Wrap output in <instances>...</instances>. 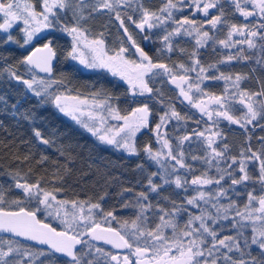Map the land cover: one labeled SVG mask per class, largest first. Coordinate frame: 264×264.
<instances>
[{
  "label": "trees",
  "instance_id": "trees-1",
  "mask_svg": "<svg viewBox=\"0 0 264 264\" xmlns=\"http://www.w3.org/2000/svg\"><path fill=\"white\" fill-rule=\"evenodd\" d=\"M28 1L33 5L35 11L42 10V0ZM95 3L96 0H84L86 5L83 9L84 18L80 19L78 23L71 10L55 9L59 16L55 27L49 28L33 43L24 47L20 46L23 43L21 25L10 30L14 39L19 40L20 44H4L3 40L8 34L0 32V57H6V60L0 59V97H4L7 101L6 105L0 104V190H2L6 201L3 206L17 210L18 206L13 205L11 201L22 200L24 203L21 206L34 210L38 206L36 200L26 199L22 190L15 187V183L17 179L21 183L30 184L39 181L41 188L56 195L58 201H67L69 204L71 201L84 202L85 204L100 203L105 211H113L116 219L112 220L110 225L104 223L99 214H94L93 219L100 222L103 227L110 226L123 233L125 230L121 229V224L128 221L130 227L138 213V208H125L122 205L124 203L134 205L137 194L148 191L147 180L151 173L158 172L162 175L159 165L150 160L143 149L146 145L151 146L153 151L160 148L154 131L155 124L160 122V116L169 111L168 106L174 105L175 110L187 119L179 122L173 119L167 123L163 133L166 138L170 139L173 147L177 144L178 137L191 136V141H185L182 148L185 152V163L192 166V171L180 169L177 174L182 179L187 178L190 181L195 176L206 173L205 178L215 180L221 174L216 169H226L232 158H235L237 163L232 164V167L227 168V171L239 179L242 174L238 170V164L242 161L251 179L239 185H231L230 178L225 173V179L219 185L215 183L199 186L189 184L185 190L177 188L174 184H169L158 192L149 193V200L153 205L159 204L166 209L171 207L169 201H175L178 206L183 205L187 211L181 212L178 217L181 226L190 215H199L202 211L218 216L215 224L211 220L208 221L209 226L217 232V240L231 236L240 241V250L233 248L232 252L227 253L232 260L239 261L241 258L246 261L252 258L257 261L264 260V254H262L264 250L258 249L255 245L249 248H245L243 245L244 239L251 237L253 227H259L261 221L242 220L240 216L236 215L238 211L244 213L251 210V208L246 209L245 207L248 203L247 194L249 192L257 197L261 195L259 163L256 160H250L249 157L252 153H256L264 158V119L258 117L252 124L241 127L219 118L218 126H216L212 124V121H208L207 117L203 116L198 109L191 107L179 96V91L174 88L166 75L154 79L149 76L147 79L149 87L153 89L152 94L145 95V97H133L129 88L119 79L103 71L83 69L68 55L72 50L73 41L72 37L62 30L64 25L78 26L84 32L85 37L92 41L103 40L105 50L109 55L119 51L121 47L126 48V57L135 62L139 58L135 55L137 45L144 49L153 63H165L169 67L179 63L189 66L188 53L197 51L194 37L187 35H181L173 40V52L168 53L163 50L164 29L167 28L170 31L176 26L171 21L161 27L150 30L145 28L141 31L128 19V16H131L133 20L139 22L141 16L139 4H142L150 12L159 14V10L164 6L166 0H139V4L133 0L131 6H121L118 11L124 22L123 25L116 19L115 12L104 8L93 11L91 7L87 6ZM190 4L191 0H183V3L178 6L179 10L174 11V18L181 20L187 17L196 20L198 24L204 23L207 18ZM240 4L248 11L254 10V4H246L244 0H240ZM221 7L224 13L222 19L226 23L218 25L216 29H211V26L205 23L203 29L209 30L210 35H215L217 41L227 38L228 26L231 24L237 26L247 24L246 35L248 31H258L264 34V29L259 27L264 23V16L257 13L255 16L245 18L236 10L231 0H220L217 8L209 10V17L218 15ZM124 28H127V32L124 31ZM146 35L151 38L145 40ZM235 35L241 39L234 38ZM129 36L131 40L128 39ZM248 38L253 40L255 48H249L247 44H233L230 48H224L219 43L213 45L210 41L207 47L198 49L197 54L205 68L209 64H215L218 69V71H207L206 75H219L220 72H223L225 76H231L233 79L240 75L242 77L241 91L249 94L264 92V47H262L264 41H261L259 37ZM231 39L237 41L243 40L245 37L234 34ZM49 41H51L57 56L54 74L48 77L40 75L34 70L38 80L43 78L45 81L63 82L62 84H53L49 88V92L101 100L111 97V104L121 116L129 115L133 109L142 107L145 103L148 104L151 115L148 127L138 135V155H129L123 150L100 142L82 126L63 115L51 102L50 97L35 96L31 90L27 89L26 85L9 76L7 69L11 67L17 74H22L25 79H31L33 74L27 72L26 66L18 61ZM132 41H135V45ZM180 48L185 52H180L178 50ZM228 56L239 58L229 61L226 59ZM191 75L195 76V73ZM202 87L209 96L230 95L235 91L232 82L225 80H206ZM225 89L228 91L225 92ZM261 100H264V96L252 97V101H255L254 105L257 107ZM247 101L246 99L245 102L247 103ZM13 104L17 105L15 109L11 107ZM230 108V114L237 119H241L246 113V107L239 102L238 97L231 99ZM214 119L216 118L214 117ZM217 127L222 133L223 139L214 137L213 147L220 150L224 144H227L228 148L224 159L213 161L212 166L205 163L203 159L193 161L190 158L192 155L203 158L210 152L203 142L204 138L197 139L195 132L210 129L205 133L207 136L215 132ZM37 130L41 132L44 139L49 140V144L45 145L40 142L34 135ZM172 163L174 162H168L170 170ZM139 165H143V169L138 167ZM154 182L160 184V176L155 177ZM221 188L227 190V194L217 198V193ZM125 189L131 191H125ZM197 189L205 192L206 196L208 195V202L200 200L199 207L187 205V199L198 196ZM102 195L104 196L103 200L100 199ZM212 204L223 206L220 208L219 214L216 213ZM229 205L232 206L227 212L228 219H224V208ZM257 206L254 201L251 207ZM39 207L42 210L37 215L41 221L51 224L60 231L65 229L59 221L46 215L43 205H39ZM150 216L149 227H154L158 219L151 213ZM170 231L167 230L166 234L170 235ZM84 239L102 249L100 253H96L95 247L93 248L89 258L94 259L95 264H106V262L107 264H116L115 261H111L108 253L118 257L128 254L135 264V256L131 255V250L123 253L108 245L94 242L88 236H85ZM211 243L212 238L206 236L204 247H210ZM9 246L21 247V253L27 251L29 255L13 253L6 257V260L22 261L23 264H69L68 259L57 256L49 250L10 237H1L0 250L7 251ZM217 247L220 250L214 255L219 257L218 264H225L223 254L227 250L219 245ZM82 248H86V246H81L80 249ZM41 252L44 254L40 255ZM120 264H123V259Z\"/></svg>",
  "mask_w": 264,
  "mask_h": 264
},
{
  "label": "snow or ice",
  "instance_id": "snow-or-ice-1",
  "mask_svg": "<svg viewBox=\"0 0 264 264\" xmlns=\"http://www.w3.org/2000/svg\"><path fill=\"white\" fill-rule=\"evenodd\" d=\"M136 2L139 4V0H136ZM244 2L246 4H254V10L248 11L242 8L240 0H231L236 10L245 18L257 15L255 9H258L259 14L264 16V0H244ZM132 3L133 0H96L94 5L87 6L91 7L93 11L104 8L115 12L116 19L123 25L124 22L121 19L118 9L121 6H131ZM181 3H183V0H175V2L174 0H166L164 6L159 10V14L150 12L142 4H139L141 8L139 22L137 23L131 16H128V19L141 31L145 28L150 30L161 27L169 21L175 24L176 26L170 31L165 28L164 35L162 36L164 43L163 50H166L168 53L174 51L173 40L176 37L181 35L193 36L197 51L188 53L189 66H186L184 63H179L173 65V67H169L165 63H153L144 49L138 45L135 47V51L139 53V63L126 59L124 53L127 49L123 47L114 54L109 55L104 48L103 40H93L90 43L84 44V47L91 53L90 56H86L80 47L85 37L84 32L78 26L64 25L62 30L70 35L73 41L72 50L68 55L72 59H78L81 64L89 68H108L113 75H119L128 82L133 96L152 94L153 89L149 87L148 80L146 79L149 73H152L151 78L153 79L166 75L168 80L179 90V96L183 97V100L187 101L191 107L198 109L203 116L207 117L208 121H212V124L216 126H218L219 118H223L232 124H238L241 127L252 124L258 117L264 119V100L258 103V107L254 106V102H245L246 99L252 101L253 96H264V92L249 94L241 91L240 81L242 77L240 75H237L234 79L231 76H225L223 72H220L219 75H206L207 71H218V69L215 64H209L205 68L201 64L197 54L198 49L207 47L210 41L213 45L219 43L224 48H230L233 44H247L249 48H255V43L248 37H259L261 41H264V34L258 31H248L246 35L245 30L248 29L247 24L243 26L231 24L228 26L227 38L217 41L215 35H210L209 30L203 29L205 23L210 25L211 29H216L218 25L226 23L222 19L224 15L222 7L218 15L209 17V10L217 8L220 0H191L190 6L196 11L201 12L207 18L204 23L200 24L196 20L188 19L187 17L181 20L174 18L173 13L179 10L178 6ZM85 6L84 0H42V10L37 12L34 10L33 5L21 2V0H0V19H2V22H0V31L8 34L4 38L3 43L20 44V41L15 40L10 31L14 26L19 24L21 25L20 31L22 32L23 40L20 46L24 47L30 44L41 31L55 27V22L59 20L55 9L71 10L73 17L77 19L78 23L80 19L84 18L83 9ZM259 27L264 29V23L260 24ZM124 31L127 32V28H124ZM234 34L245 37V39L233 41L231 38ZM150 38L147 35L144 37L145 40H149ZM128 39L131 40V37L129 36ZM132 43L135 45V41H132ZM178 50L182 53L185 52L182 48ZM55 56L56 52L52 47L51 41H49L43 47L35 48L30 54L18 61L26 66L27 72L33 74L31 79H25L22 74H17L11 67L7 69L8 74L11 78L26 85L27 89L31 90L35 96L50 97L51 102L60 112L76 121L88 132L96 136L102 143L123 149L129 154L138 155L139 153L136 149L134 138L141 129L148 127L149 116L151 115L148 104L145 103L142 107L133 109L129 115L120 116L110 103L111 97H105L102 100H96L94 98V104L98 110H102L112 118L124 122L114 133L110 128H103L105 116L101 111H97L96 113L91 111L85 113L83 111L82 106L89 104L88 99H81L78 95L72 96L49 92V88L53 84H62L63 82L54 80L45 81L43 78L38 80L36 78L34 72L36 69L45 74L50 75L52 73V61ZM235 58L239 57L228 56L226 59L230 61ZM0 59L6 60V57H0ZM153 69L158 71L153 72ZM192 73H195V76L191 75ZM206 80L231 81L235 91L230 95L209 96L202 87ZM227 91L225 89V92ZM236 97L246 107V113L241 119H237L230 114L231 99ZM0 104H7L4 97H0ZM11 107L15 109L17 105L13 104ZM168 107L169 111H166L159 117L160 122L155 124L154 129L160 148L153 151L151 146L146 145L143 149L148 158L159 165V168L162 170V175L158 172L151 173L147 180L148 191L139 192L134 205L129 203L122 205L125 208H138V213L131 222L130 227L128 221H124L121 224V229L125 230L123 233L121 230L110 226L103 227L100 222L93 219L94 214H99L103 222L110 225L111 221L116 219L113 211H105L100 203L85 204L84 202L77 203V201L70 202L73 208L76 209L70 218L69 213L65 212L64 218L61 219V223L65 226V229L57 231L56 228L37 218V213L42 210L39 205L44 206L43 210L48 215L59 216V209L69 202L57 201L56 195L41 188L39 181L35 184H30L27 182L21 183L18 179L16 180L15 187L22 190L26 199H35L38 206L34 210H29L21 206L24 201L13 200L11 203L18 206L17 210L6 208L3 206L6 203L5 198L2 190H0V232L23 237L26 240L34 241L40 245H47L54 253H60L70 258L69 264H95L94 259L89 258L95 246L90 244L89 240L84 239L85 236L90 237L91 240L104 241L118 249L124 248L131 250V255L136 258L135 264H218L219 257L214 255V253L220 250L217 245L227 250L223 254L225 264H264V260L257 261L255 258L249 261L243 258L235 261L227 255V253L232 252L233 248L240 250V241L231 236H225L217 240V232L209 226L208 221L211 220L215 224L218 216H213L211 213L202 211L199 215H190L187 221L181 226L178 217L181 212L187 211L183 205L178 206L175 201H169L171 207L166 209L159 204L153 205L149 200V193L158 192L162 187L169 184H174L177 188H184L185 190H187L189 184L199 186L215 183L219 185L225 179V173L230 178L231 185H239L251 179L242 161L238 164V170L242 174L239 179L227 171V168H231L232 164L237 163L235 158L231 159V163L227 164L226 169H216L221 174L215 180L205 178L206 173L201 176H195L190 181L187 178L182 179L177 174L180 169L192 171V166L185 163V152L182 148L185 141H191V136L184 135L178 137V142L173 147L170 139L166 138L161 130L166 128L167 123L173 119L179 122L186 120L187 117L181 116L175 110L174 105H169ZM82 115H87L89 120H82L80 118ZM208 131L210 129L195 132V136L197 139L204 138L203 142L210 149L209 154L203 158L196 155H192L190 158L193 161L203 159L205 163L212 166L213 161L224 159L228 146L224 144L220 150H217L213 147L215 143L214 137L223 139L222 133L217 127L215 132L206 136L205 133ZM34 135L41 143L45 145L50 143L48 139H44L41 136L40 131H35ZM249 159L256 160L259 163L261 195L257 197L249 192L247 194L248 203L245 207L246 209L251 208V210L244 213L238 211L236 215L240 216L242 220H250L253 222L256 220L261 221L259 227H253V234L250 238L244 239L243 245L245 248L255 245L258 249L264 250V158H261L256 153H252ZM168 162H174L171 164V170L169 169ZM138 167L143 169V165H139ZM157 176H160V184L154 182V178ZM125 191L131 190L125 189ZM197 191L198 196L187 199V205L199 207L200 200H205L206 203L208 202L205 192L199 191V189ZM226 194L227 190L221 188L217 193V198L219 196H225ZM100 199L103 200L104 196H100ZM254 201L258 205L257 207H251ZM231 206L229 205L227 208H224V219H228L227 212ZM212 207L219 214L220 208L223 206L212 204ZM150 213L158 219L154 227H149V221L151 219ZM77 229H83V231H78ZM167 230H171L170 235L166 234ZM206 236L212 238L211 246L207 248L204 247ZM78 245L86 246V248L78 250ZM101 251L102 249L95 247L96 253H100ZM13 253L17 255H29L27 251L21 253V247L9 246L7 251L0 250V264H23L22 261L5 259ZM39 254L43 255L44 253L41 252ZM107 255L110 256L111 261L120 264V258L117 255H112L111 253ZM123 264H133V261L129 260V257L126 255L123 257Z\"/></svg>",
  "mask_w": 264,
  "mask_h": 264
},
{
  "label": "rangeland",
  "instance_id": "rangeland-1",
  "mask_svg": "<svg viewBox=\"0 0 264 264\" xmlns=\"http://www.w3.org/2000/svg\"><path fill=\"white\" fill-rule=\"evenodd\" d=\"M21 2H24V3H30L28 0H21ZM31 4V3H30ZM32 5V4H31ZM34 10H35V8H34ZM255 11L257 12V13H259V10L258 9H255ZM19 25V24H18ZM17 26V25H16ZM15 27V26H14ZM13 27V28H14ZM49 29V28H48ZM48 29H44L43 31H41L35 38H34V40L31 42V43H33L43 32H46ZM12 30V29H11ZM0 32H2V31H0ZM234 38H238V39H241V37H238L237 35H235L234 36ZM92 40H90V39H88V38H86V37H84V40H83V42H82V44L80 45V47L82 48V50L85 52V55L86 56H90L91 55V53H90V51L87 49V48H85L84 47V44H87V43H90ZM104 48H105V46H104ZM135 55L137 56V58L139 57V53H137L136 51H135ZM124 56H125V58L126 59H128V60H130L128 57H126V55H125V53H124ZM74 61L75 62H77L83 69H85L86 71H103V72H105V73H108L110 76H112V77H115V78H117V79H119L123 84H125L128 88H129V90H130V94L132 95V92H131V87H130V85L128 84V82L126 81V80H124L123 78H121L119 75H113L112 74V72L108 69V68H100V67H97V68H89V67H86L85 65H83V64H81L80 63V61L78 60V59H74ZM140 62V60H139V58H138V61H136V63H139ZM156 71V69H153V72H155ZM149 76H152V73H149ZM148 76V77H149ZM148 77H146V79L148 78ZM148 80V79H147ZM34 87H35V85H34ZM179 91V90H178ZM145 95H149V94H145ZM145 95H143V96H140V95H136V96H133V97H145ZM81 99H88V101H89V104L88 105H85V106H82L83 107V111L85 112V113H87V112H89V111H91V112H93V113H96L97 111H101L102 112V114L105 116V120H104V125H103V128H110L111 130H112V132L114 133L115 131H116V129L118 128V127H120V126H122L123 125V121L122 120H116V119H114V118H112L111 116H109L106 112H103L102 110H98L96 107H95V104H94V98H91V97H80ZM96 100H101V99H98V98H95ZM248 102H254L255 103V101H247V103ZM111 103V102H110ZM112 105V104H111ZM113 106V105H112ZM255 106V105H254ZM113 108H115L114 106H113ZM116 109V108H115ZM117 110V109H116ZM63 115H65L64 113H62ZM117 114L118 115H120L119 114V112L117 111ZM65 116H67V115H65ZM121 116V115H120ZM69 119H71L69 116H67ZM82 120H85V121H88L89 120V117L87 116V115H82L81 117H80ZM72 120V119H71ZM74 121V120H73ZM74 122H76V121H74ZM77 123V122H76ZM78 124V123H77ZM80 125V124H79ZM81 126V125H80ZM147 128V127H146ZM146 128H143V129H141L137 134H136V136H135V138H134V143H135V146H136V149H137V139H138V135L143 131V130H145ZM85 129V128H84ZM86 130V129H85ZM103 130V129H102ZM87 131V130H86ZM162 132L164 131V129H162L161 130ZM88 132V131H87ZM88 133H90V132H88ZM91 135H92V133H90ZM121 135H123V134H121ZM94 136V135H93ZM94 137H96V136H94ZM97 138V137H96ZM98 139V138H97ZM117 139H119V137H117ZM99 140V139H98ZM101 142V141H100ZM105 144V143H104ZM109 146H112V145H109ZM112 147H114V146H112ZM120 150H123V149H120ZM124 151V150H123ZM124 152H126V151H124ZM127 154H129V153H127ZM129 155H135V154H129ZM206 200L208 201L209 200V198H208V195L206 196ZM58 201V200H57ZM205 201V200H204ZM203 201V202H204ZM202 204H204V203H202ZM74 211H76V209H74L73 208V206H72V204H69V203H66V204H64L63 205V207H61L60 209H59V212H60V215L59 216H56V215H48L47 214V212L45 211V213H46V215L49 217V218H52V219H54V220H57V221H59L60 223H61V219L62 218H64V214H65V212H67V213H69V218H70V216H71V214L74 212ZM257 222H259V220H257ZM61 225L65 228V226L61 223ZM78 231H83V229H77ZM116 250V249H115ZM117 251H121V252H123V253H127L129 250H127V251H122V250H118L117 249ZM127 256H128V254H127ZM124 257V256H123ZM123 257L122 256H119V258H120V262L122 261V259H123ZM131 257H133V256H131ZM129 260H131L130 258H129ZM135 260H136V258H135Z\"/></svg>",
  "mask_w": 264,
  "mask_h": 264
},
{
  "label": "water",
  "instance_id": "water-1",
  "mask_svg": "<svg viewBox=\"0 0 264 264\" xmlns=\"http://www.w3.org/2000/svg\"><path fill=\"white\" fill-rule=\"evenodd\" d=\"M41 47H43V46H41ZM56 64H57V56H55L54 59H53V61H52L53 71H52V73H51L50 75H49V74H45V73H43V72H40L38 69H36L35 71L38 72L40 75L51 77V76L54 74V70H55ZM172 85H173V84H172ZM173 86H174V88H175L176 90H178V89L176 88L175 85H173ZM182 98H183V97H182ZM185 102L188 104L187 101H185ZM37 218L40 219V218L38 217V215H37ZM42 222H43V221H42ZM44 223H46V222H44ZM47 224H48V223H47ZM49 225H51V224H49ZM51 226H52V225H51ZM52 227H53V226H52ZM54 228H55V227H54ZM57 231H60V230L57 229ZM1 237H10V238L16 239V240H18V241L25 242V243H28V244L34 245V246H36V247H39V248H42V249H46V250L51 251V250L48 248L47 245H40V244H37V243L34 242V241H29V240L24 239L23 237H17V236H14L13 234H10V233H3V232H0V238H1ZM93 241H94V242H97V243H100V244L108 245V246H110V247H112V248H114V249H116V250L118 249V248L113 247V245H111V244L105 243L104 241H95V240H93ZM81 246H82V245H78V246H77V249L80 250ZM118 250L127 251V250H129V249L121 248V249H118ZM51 252H53V251H51ZM53 253H54V252H53ZM54 254L57 255V256H60V257H62V258H66V259L70 260V258L64 256L63 254H60V253H54Z\"/></svg>",
  "mask_w": 264,
  "mask_h": 264
}]
</instances>
